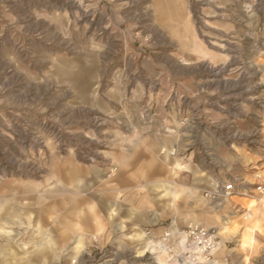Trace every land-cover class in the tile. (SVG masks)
<instances>
[{"label": "rangeland", "instance_id": "rangeland-1", "mask_svg": "<svg viewBox=\"0 0 264 264\" xmlns=\"http://www.w3.org/2000/svg\"><path fill=\"white\" fill-rule=\"evenodd\" d=\"M262 170L264 0H0V264H180L189 223L264 264L206 195ZM134 171L162 231L120 219Z\"/></svg>", "mask_w": 264, "mask_h": 264}, {"label": "crops", "instance_id": "crops-1", "mask_svg": "<svg viewBox=\"0 0 264 264\" xmlns=\"http://www.w3.org/2000/svg\"><path fill=\"white\" fill-rule=\"evenodd\" d=\"M262 171L264 172V170ZM125 176L128 177V179L133 180V183L121 186L124 193V197L119 202V209L122 210L121 208L123 207L124 214L123 216H121L120 219L123 221L124 227L128 229L138 228L143 225H146L150 226L153 230L162 231L161 229L165 227L160 226L159 224H162V222L167 219L168 216L166 214H159L157 210H154V213H152V210L150 209V215L147 217L145 215L147 208L144 207L145 203L143 202V200L137 201L132 195V193H135V195H138L140 193L143 194V192L140 191L141 185L138 186V182H141L142 180L147 178L144 172H127L125 173ZM215 188L216 187H214V190ZM231 197L232 199L235 198L237 200L236 203L239 205L240 208H243L244 210H249L252 214L251 219L248 220H239V218H237L238 229H236V231H242L244 239L248 240V244L251 245L254 242V232L261 230V228L264 230V209H261V207L264 205V199L256 201L252 200L251 198L241 197L239 195H234ZM240 217H242V215ZM96 223L97 225H99L98 220H96ZM246 231H250V233L248 234L246 233Z\"/></svg>", "mask_w": 264, "mask_h": 264}, {"label": "built area", "instance_id": "built-area-1", "mask_svg": "<svg viewBox=\"0 0 264 264\" xmlns=\"http://www.w3.org/2000/svg\"><path fill=\"white\" fill-rule=\"evenodd\" d=\"M256 177L258 179L253 183V193L248 194L249 197L255 200L264 197V175L256 174ZM243 193L244 192L236 190L233 181H229L222 185L219 190L209 192L206 195L210 198L218 199L220 197L232 196L235 194L244 195L245 193ZM243 214L247 218L251 215L249 210H245ZM147 231L146 234L150 235V230ZM178 234L184 238V244L187 246L185 257L188 261H192L193 263H205L209 261L210 256L219 246L217 231L211 227L189 223L184 229L179 230ZM168 236L169 232H165L162 236V240H165Z\"/></svg>", "mask_w": 264, "mask_h": 264}, {"label": "bare ground", "instance_id": "bare-ground-1", "mask_svg": "<svg viewBox=\"0 0 264 264\" xmlns=\"http://www.w3.org/2000/svg\"><path fill=\"white\" fill-rule=\"evenodd\" d=\"M263 174H264V172L263 171H261ZM233 196V195H232ZM228 197H231V196H228ZM246 197V196H245ZM264 199V197L263 198H260V199H257L256 201H260V200H263ZM242 217H243V219H251V217H252V214L250 215V217L249 218H247V217H245L244 216V214H242ZM99 228V227H98ZM250 233V231H248V234ZM251 240V239H250ZM180 242H181V244L183 245V246H185V244H184V238H182L181 240H180ZM248 242V241H247ZM251 242V241H250ZM157 254V253H156ZM158 259V258H157ZM183 260V259H182ZM181 260V261H182ZM175 261H177V260H175ZM158 263V262H157ZM170 264V263H169ZM180 264H187V261H183V262H180ZM206 264H213V263H211V261H207L206 262Z\"/></svg>", "mask_w": 264, "mask_h": 264}]
</instances>
